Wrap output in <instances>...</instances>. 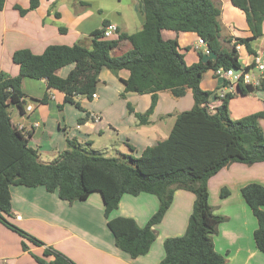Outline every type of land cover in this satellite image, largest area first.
Returning <instances> with one entry per match:
<instances>
[{
  "label": "trees",
  "instance_id": "trees-1",
  "mask_svg": "<svg viewBox=\"0 0 264 264\" xmlns=\"http://www.w3.org/2000/svg\"><path fill=\"white\" fill-rule=\"evenodd\" d=\"M4 1L0 0V9ZM230 1L243 12L251 35L236 38L229 48H224L220 41L222 23L218 0H140L143 23L137 31L128 33L117 27V37L105 39L102 28L109 22L103 19L101 26L89 33V45L82 41L72 45L51 44L40 54L26 48L12 53V61L19 67L18 74L3 76L0 69V223L20 235L23 250H28L27 242L44 243L9 221L12 185L43 186L69 203L84 200L93 191L99 192L114 244L132 258L149 251L156 238L154 226L164 217L174 191L184 189L194 195L185 230L179 236L164 239V256L158 264L226 263V254L215 250L212 239L225 217L215 213L209 203L208 180L230 163L264 162V136L258 123L264 114L254 112L232 119L227 105L231 94L221 98L211 112L207 107L211 92L200 86L208 70L240 67L236 43L255 54L250 43L263 34L264 0ZM38 3L39 0H29L28 9L36 8ZM163 29L194 32L206 42L215 58L187 64L177 41L162 37ZM123 41L131 47L115 54ZM69 64L73 67L65 76L57 74L58 69ZM102 68L114 75L120 70L128 71L127 78L120 79L124 92L151 95L149 108L144 113L135 112L140 125L148 123L159 91L169 90L174 97H180L189 90L193 106L177 113L167 137L147 146L138 157L121 154L108 158L90 153L66 136L67 148L50 162H42L39 151L28 144L31 131L17 128L6 109L9 104L23 109L22 77L44 79L47 88L63 93L62 104L70 103L88 115L77 97L92 99ZM236 86L241 94L264 91V77L256 87L241 82ZM47 100V93L39 99L40 102ZM127 107L133 111L129 104ZM139 193L152 194L158 200L156 211L144 225L139 226L131 217H110L122 195ZM228 194L226 188H221V198ZM240 194L256 220L254 244L259 251H264V186L250 182L240 188ZM30 255L37 264H75L51 246H44L41 255L32 252Z\"/></svg>",
  "mask_w": 264,
  "mask_h": 264
},
{
  "label": "crops",
  "instance_id": "crops-1",
  "mask_svg": "<svg viewBox=\"0 0 264 264\" xmlns=\"http://www.w3.org/2000/svg\"><path fill=\"white\" fill-rule=\"evenodd\" d=\"M218 1L221 4L222 23L220 41L224 48H229L236 38L249 37L251 31L240 9L233 6L230 0ZM88 5L83 1L39 0L36 8L28 9L29 0H5L0 9L2 75L18 74L19 67L11 58L17 49L26 48L34 54H40L51 44L72 45L81 41L86 44L89 41V33L99 28L103 19L122 30L113 20L97 17ZM138 12L141 28L143 15L140 0ZM114 13L121 16L117 10ZM262 32V36L253 40L250 46L256 53L264 55V19ZM161 35L164 39L177 41L178 50L187 64L199 59L205 61L215 58L211 52L204 54L202 46L195 48L198 36L194 32L163 29ZM130 47L127 41H123L114 53L120 54ZM199 53L202 54L201 57ZM240 54L242 57L239 58ZM237 55L242 66L252 64L253 54L249 53L243 44H240ZM72 67L73 64H69L60 68L57 74L65 76ZM208 71L212 83L206 86L202 79L200 86L211 92L207 107L213 112L221 102L219 94L224 91L225 80L213 70ZM262 74L264 76V70ZM127 76V70H120L114 75L108 69L102 68L98 75L100 83L96 89V97L91 100L77 97L80 105L88 111V115L70 103L62 104L63 93L47 88L44 79L26 76L21 79L23 109L19 110L13 104H9L6 109L11 122L17 128L31 131L28 144L39 151L40 160L44 150L55 152V155L65 150L66 136L82 148H85L83 143L88 145L93 152L94 147H99L102 151L100 155L108 158L121 154L138 157L147 146L167 137L175 115L190 109L193 106V98L189 90L180 97H174L169 90L159 91L148 123L140 125L137 123L135 112L144 113L149 108L151 95L124 92V84L120 79ZM45 93L48 94V100L40 102L39 99ZM231 95L227 105L232 119L254 112L264 114V91L255 90L241 94L236 86ZM59 104H62L61 108L58 107ZM128 104L133 108L132 112L128 111ZM66 110L71 112L72 118H67ZM93 115H97L98 119L94 120ZM80 118L81 122L78 121ZM68 121H75L74 130L70 131ZM258 123L264 136V116L258 119ZM101 140L104 141L102 144ZM104 151L108 154H103ZM250 182L264 186V162L252 165L230 163L208 180L209 203L215 213L225 217V221L218 225L217 232L212 236L215 250L226 254L225 264H264V251H259L253 240L256 220L240 194V188ZM221 188L229 191L223 198L219 196ZM9 190V221L44 244L34 245L27 242L28 250H23L20 235L0 223V264H37L30 252L41 255L44 246L53 247L75 264H158L164 256V239L183 234L194 201L191 192L176 189L164 217L154 226L156 238L149 251L132 258L115 246L112 233L106 225L99 192L93 191L86 199L69 203L60 199L56 192L46 191L43 186L12 185ZM157 207L158 200L152 194H124L120 198L118 208L110 217H131L142 226Z\"/></svg>",
  "mask_w": 264,
  "mask_h": 264
},
{
  "label": "rangeland",
  "instance_id": "rangeland-1",
  "mask_svg": "<svg viewBox=\"0 0 264 264\" xmlns=\"http://www.w3.org/2000/svg\"><path fill=\"white\" fill-rule=\"evenodd\" d=\"M65 1H72V2H87L89 5L88 7L94 13L97 17L100 16L102 18H108L110 20H113L116 22L122 30H126L127 32H134L137 31L140 28V14L138 12L139 8V0H65ZM100 10V11H98ZM119 11L121 13V16H117L114 11ZM90 42L87 41L86 45H89ZM242 57V54H240L239 58ZM209 72V71H207ZM205 72L202 79L204 84L206 86H210L212 82H210L211 77L208 76V73ZM207 73V74H206ZM205 77V78H204ZM201 79V80H202ZM230 98L228 99V101ZM73 109V107H71ZM71 112L66 110L67 118H72ZM74 119V118H73ZM168 121V117L166 118ZM75 122V121H74ZM74 122L68 121L67 126H69L70 131L74 130ZM50 125V124H49ZM104 141L101 140L100 144H102ZM86 148V150L90 153H93L91 151L90 147L86 144H82ZM43 150V149H42ZM94 153L100 154L102 152L99 147H94ZM105 150V149H104ZM56 153L51 152L49 150H44L41 152V161L42 162H50ZM103 154H108L107 151H104ZM111 154V153H110ZM116 156V154H113ZM120 156V155H117Z\"/></svg>",
  "mask_w": 264,
  "mask_h": 264
},
{
  "label": "built area",
  "instance_id": "built-area-1",
  "mask_svg": "<svg viewBox=\"0 0 264 264\" xmlns=\"http://www.w3.org/2000/svg\"><path fill=\"white\" fill-rule=\"evenodd\" d=\"M102 37L105 39H112L117 37V26L113 23H108L102 28ZM203 47L202 51L204 54L210 53L206 42L201 38H196L195 48L199 49ZM240 48V43H236L235 49L238 51ZM253 66H242L240 67H230L228 69L219 68L215 71L216 75L225 80L224 91L219 94L220 98H223L226 94H231L234 92L236 84L241 82L244 85H250L256 87L260 83V79L263 78L262 71L264 70V55L262 53L253 54ZM256 71H258L256 73ZM226 89V91H225ZM96 97V93L92 94V98ZM29 109V107H27ZM94 120L98 119L97 115H93Z\"/></svg>",
  "mask_w": 264,
  "mask_h": 264
}]
</instances>
